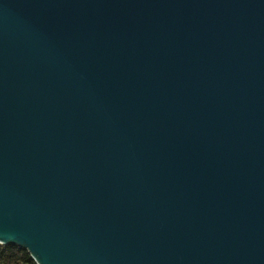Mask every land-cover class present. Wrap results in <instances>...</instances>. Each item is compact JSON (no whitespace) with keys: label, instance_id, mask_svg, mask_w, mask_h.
Here are the masks:
<instances>
[{"label":"water","instance_id":"1","mask_svg":"<svg viewBox=\"0 0 264 264\" xmlns=\"http://www.w3.org/2000/svg\"><path fill=\"white\" fill-rule=\"evenodd\" d=\"M0 244L264 264V0H0Z\"/></svg>","mask_w":264,"mask_h":264},{"label":"trees","instance_id":"2","mask_svg":"<svg viewBox=\"0 0 264 264\" xmlns=\"http://www.w3.org/2000/svg\"><path fill=\"white\" fill-rule=\"evenodd\" d=\"M0 264H34V261L22 248L0 245Z\"/></svg>","mask_w":264,"mask_h":264},{"label":"built area","instance_id":"3","mask_svg":"<svg viewBox=\"0 0 264 264\" xmlns=\"http://www.w3.org/2000/svg\"><path fill=\"white\" fill-rule=\"evenodd\" d=\"M1 245V244H0ZM35 264V263H34Z\"/></svg>","mask_w":264,"mask_h":264}]
</instances>
